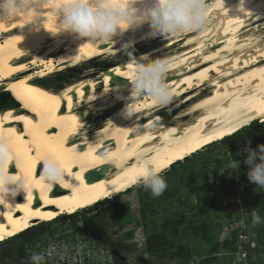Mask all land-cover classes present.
I'll list each match as a JSON object with an SVG mask.
<instances>
[{"label":"bare ground","instance_id":"bare-ground-1","mask_svg":"<svg viewBox=\"0 0 264 264\" xmlns=\"http://www.w3.org/2000/svg\"><path fill=\"white\" fill-rule=\"evenodd\" d=\"M210 2L213 11L202 32L153 38L145 36V25L125 33L115 45L93 46L68 33L53 36L45 29L55 26L54 9L44 13V29L38 31L25 27L24 18L0 25V135L19 157L9 171L23 175L32 186L11 207L0 205L2 240L32 224L75 213L127 190L134 185L132 177L145 158L164 171L255 119L264 122V0H243V11L237 7L240 0H223L224 8L217 0ZM256 23L260 29L254 30L260 33L251 31ZM127 40L135 41L134 45L159 40L157 46L133 56L171 59L167 80L178 110L170 119L162 118L164 108L155 107L147 98L129 101L135 106V121L121 119L129 57L95 73L89 69L61 87L42 80L113 53ZM107 111L90 135L83 132L87 116H102ZM134 124L153 127L144 135L123 131ZM48 156H54L67 175L51 191L39 178L40 162ZM92 173L99 176L92 178Z\"/></svg>","mask_w":264,"mask_h":264},{"label":"rangeland","instance_id":"rangeland-1","mask_svg":"<svg viewBox=\"0 0 264 264\" xmlns=\"http://www.w3.org/2000/svg\"><path fill=\"white\" fill-rule=\"evenodd\" d=\"M254 26L251 31L260 29L258 23ZM254 32L260 33V30ZM159 43V40L139 43L130 51L133 55L141 54ZM126 57L117 49L51 73L44 79L53 87H61L89 69L95 73ZM37 68H43V65ZM177 110L178 107L171 103L160 115L168 120ZM108 111L102 116H87L86 131L83 129V132L90 135L101 125ZM261 131L263 135L259 134ZM235 134L248 136L249 145L255 149L257 145H264V122L255 119ZM228 137L206 145L164 170L161 175L167 188L158 197H153L142 185H133L107 197L109 203L100 208L97 219L106 223L107 231L111 232L113 251L98 249L100 246L96 243L94 251H87L90 253L89 264H115L114 254L119 257V264H264V188L251 183L246 176L237 186L214 190V185L236 183L248 170L243 163L246 151L231 154L226 147ZM235 160L240 162L239 168L230 169ZM88 207L63 218L60 217L66 214H60L45 223H50L55 238L64 236L66 244L73 238L72 220ZM253 214L261 217L260 224L253 226ZM74 237L78 243L74 248L77 253L68 251L63 260L60 258V263H54L50 258L49 261L44 259L43 263L74 264L76 259L73 257L79 258L78 255L90 248L91 243L80 235ZM53 239L51 236L48 240L50 245ZM157 241L163 243L162 250L149 252L147 247H155ZM34 245L38 247L41 242ZM36 253L43 254L40 250ZM0 264L16 262L5 260ZM83 264H86L85 259Z\"/></svg>","mask_w":264,"mask_h":264},{"label":"clouds","instance_id":"clouds-1","mask_svg":"<svg viewBox=\"0 0 264 264\" xmlns=\"http://www.w3.org/2000/svg\"><path fill=\"white\" fill-rule=\"evenodd\" d=\"M217 4L224 8L223 0H217ZM242 4L243 0H240L237 5L239 11L244 10L240 6ZM53 9L55 26L45 30L53 36L68 33L81 42L95 46L115 45L117 39L122 38L125 33H134L145 25L148 26L145 36L153 38L159 36L166 39L182 33L202 32L209 25L213 5L210 0H59L55 4L51 0H0V25H8L24 18L27 22L25 27L38 31L44 29V13L52 12ZM134 43L133 40L124 41L119 49L129 57L130 67L125 86L127 96L119 113L121 119L127 121H135L136 116L134 103L129 101L147 98L155 107L166 108L175 95L167 80L171 59L161 56L153 58L149 54L135 57L130 51ZM109 90L107 88L105 92ZM116 91H121L119 86ZM152 127L153 125L134 124L123 131L126 134L144 135L150 134ZM245 151L247 154L243 163L248 166V180L264 188V145H257L255 149L249 145ZM0 155L4 161L0 165V205L11 207L15 198L24 195L32 186L23 175L16 176L9 171L17 163V158L3 135H0ZM100 159L103 161L105 157L101 156ZM40 163L39 178L46 190L51 191L54 186L67 180L65 169L54 156L45 157ZM239 164L238 160L232 161L230 169H238ZM138 167L140 171L133 177L132 184L142 185L151 191L153 197L162 195L167 188L161 175L163 168L153 166L146 158ZM107 193L106 196H110L111 193ZM261 222V217L253 214V226ZM62 257L60 254L61 260ZM78 257H73L76 259L74 264H83V254ZM48 258L57 262L60 259L51 253ZM28 259L29 264H43L45 256L34 253Z\"/></svg>","mask_w":264,"mask_h":264},{"label":"flooded vegetation","instance_id":"flooded-vegetation-1","mask_svg":"<svg viewBox=\"0 0 264 264\" xmlns=\"http://www.w3.org/2000/svg\"><path fill=\"white\" fill-rule=\"evenodd\" d=\"M242 136L241 134H233L229 136L226 140L227 141L230 138L239 137ZM250 143V142H249ZM232 154V153H231ZM103 207V204H98L96 206H93V208H89L88 210L81 211L76 218L72 217L71 224L73 227L71 228L72 236L73 238L71 241L64 243V236H59L55 238V235L53 234V230L50 229V223H40L39 225H33L34 231L38 232L37 235H32L30 237H26L25 240H23L24 247H25V254H20L18 257H16V264H29V257L36 253L38 250L43 252V255L45 256V259L49 261L48 255L51 253L52 255H57L58 258H60V254L63 256L68 253H77L76 249H74L78 243L77 238L75 239L74 236H81L83 238H86V242L91 240L90 248H86L85 251H83V256L85 257L86 264L90 263V253L89 251H94L95 244L97 243L100 248L98 249H104L105 252L113 251L112 247V236L111 232H108L106 229V223H102L97 219L100 215V208ZM65 216L69 215H62L60 218H63ZM24 234L19 235L9 242H7L8 245H11L13 247H17L20 245L21 240L23 239ZM51 236L54 237L53 241H51V245L48 243V240L51 239ZM46 239V241H45ZM64 240V241H63ZM63 241V242H62ZM35 242H41V245L36 247L34 245ZM86 247H88L86 245ZM38 248V249H37ZM43 248V249H42ZM69 254V253H68ZM112 257V254H110ZM45 262V261H43ZM52 262L55 263V260ZM58 263H60V259H58ZM45 264V263H43ZM79 264V263H78Z\"/></svg>","mask_w":264,"mask_h":264},{"label":"trees","instance_id":"trees-1","mask_svg":"<svg viewBox=\"0 0 264 264\" xmlns=\"http://www.w3.org/2000/svg\"><path fill=\"white\" fill-rule=\"evenodd\" d=\"M259 134L263 135V131H261ZM176 162H178V161H176ZM247 171L242 175V177L238 181H236V183H222V184H219V185H214V190L229 189V188H232L234 186H237L247 176ZM107 203H109V198H105L103 200H100L99 202H97L93 206H96L98 204H103V206H105ZM93 206L88 207V208H93ZM46 222H48V221H46ZM34 228H35V226L34 227H29L26 230H24L23 232H20L19 234L7 239L6 242H9L13 238L24 234L23 239L20 242V245L17 246V247L16 246L13 247L11 245H8L6 242H4V243H6L7 246H4V243H2L4 240L0 241V244H1L0 245V262H3L5 260L15 261L16 257H18L20 254H25V247H24L23 240H25L26 237H30L32 235H37L38 234V232L34 231ZM162 247H163V243L160 242V241H157L156 244H155V247H147V249H148L149 252H157L158 253L159 251L162 250ZM114 260H115V264H119L118 262L120 261V259H119V257L116 254H114ZM122 263L123 262H121V264ZM164 264H166V263H164Z\"/></svg>","mask_w":264,"mask_h":264},{"label":"water","instance_id":"water-1","mask_svg":"<svg viewBox=\"0 0 264 264\" xmlns=\"http://www.w3.org/2000/svg\"><path fill=\"white\" fill-rule=\"evenodd\" d=\"M42 80L46 82V79H42ZM249 142H250V138L248 136L234 137V138H230L227 141L226 147L230 153L237 154V153L244 151L249 146ZM98 176H99V173L91 174L92 178H95Z\"/></svg>","mask_w":264,"mask_h":264},{"label":"snow or ice","instance_id":"snow-or-ice-1","mask_svg":"<svg viewBox=\"0 0 264 264\" xmlns=\"http://www.w3.org/2000/svg\"><path fill=\"white\" fill-rule=\"evenodd\" d=\"M48 27L51 29V26H50V25H49ZM129 67H130V66H129ZM17 162L19 163V157H17ZM3 163H4V161H3V156L0 155V165H2ZM139 171H140V170H139ZM139 171L136 172L135 175L138 174ZM135 175H134V176H135ZM134 176H133V177H134ZM133 177H132V179H133ZM131 182H132V180H131ZM103 194H104V195H107L108 193L105 191ZM2 239H3V236H0V240H2Z\"/></svg>","mask_w":264,"mask_h":264}]
</instances>
